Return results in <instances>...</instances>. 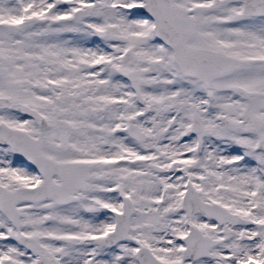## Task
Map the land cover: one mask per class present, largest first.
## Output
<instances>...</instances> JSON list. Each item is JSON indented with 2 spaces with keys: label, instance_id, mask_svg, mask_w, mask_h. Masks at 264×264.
Here are the masks:
<instances>
[{
  "label": "snow or ice",
  "instance_id": "snow-or-ice-1",
  "mask_svg": "<svg viewBox=\"0 0 264 264\" xmlns=\"http://www.w3.org/2000/svg\"><path fill=\"white\" fill-rule=\"evenodd\" d=\"M0 264H264V0H0Z\"/></svg>",
  "mask_w": 264,
  "mask_h": 264
}]
</instances>
